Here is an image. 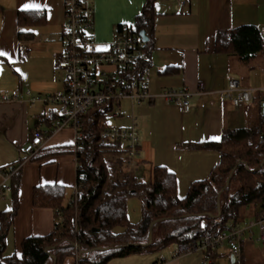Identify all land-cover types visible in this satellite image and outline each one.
<instances>
[{
  "label": "crops",
  "instance_id": "obj_1",
  "mask_svg": "<svg viewBox=\"0 0 264 264\" xmlns=\"http://www.w3.org/2000/svg\"><path fill=\"white\" fill-rule=\"evenodd\" d=\"M90 1L94 28L89 34L100 44L111 42L119 25H134L146 3ZM25 5L31 7L25 10ZM153 5V26L147 31L149 58L144 64L150 91L187 88L195 92L192 108L186 112L162 98L142 104L123 99L106 110V125L130 128L134 124L139 131L140 154L132 168V183L151 182L155 168L163 167L175 176L176 194L184 199L192 183L207 179L221 162L219 150L196 144L218 143L230 129L256 127L264 114V50L245 62L233 52L215 49L218 32L242 25L257 26L264 37V0H189L184 4L154 0ZM21 11L29 17L39 15L42 22L20 26ZM64 21L62 0H0V95L8 93L12 97L11 101H0V229L3 217L14 206L13 179L2 185V172L22 163L16 175L19 207L7 231V256L20 254L25 238L47 235L54 228L57 211L35 205L34 189L62 185L67 205L77 185L75 129H59L58 103L43 100L65 89L54 59L64 46ZM231 78L255 89L253 99L240 108L224 95ZM199 82L204 83V93H196ZM34 130L44 134L46 143L25 160L23 149ZM139 202L142 213L143 202ZM178 246L115 257L106 264H205L204 259L212 252L203 248L180 254ZM255 246L256 239L246 234L240 257L225 244L217 248L213 262L244 264L247 257H254Z\"/></svg>",
  "mask_w": 264,
  "mask_h": 264
},
{
  "label": "trees",
  "instance_id": "obj_2",
  "mask_svg": "<svg viewBox=\"0 0 264 264\" xmlns=\"http://www.w3.org/2000/svg\"><path fill=\"white\" fill-rule=\"evenodd\" d=\"M153 4L154 0H146L134 25L117 28L128 26L137 34L141 30L147 33L153 26ZM26 13H18L20 26L42 22L39 15L29 17ZM144 49L149 54V42L144 43ZM215 49L233 52L246 62L264 50V37L257 26L242 25L218 32ZM106 121V111L101 109L84 116L83 136L76 150L80 189L77 201L64 205L66 188L62 185L36 187L34 204L52 207L58 213L54 228L47 235L25 238L20 254L7 256V231L19 207L18 173L10 178L14 206L2 220L0 264H106L115 257L192 240L201 242L204 231L221 233L264 213V114L256 127L230 129L218 143L196 144L219 150L221 162L207 179L192 183L184 199L176 194L175 176L163 167L155 168L149 183H131L128 177H118L107 191L113 176L106 156L117 158L122 166L125 145L121 141L105 145L99 142ZM131 196L143 202L141 219L136 222L128 217L127 201ZM74 240L85 251L78 257L70 245Z\"/></svg>",
  "mask_w": 264,
  "mask_h": 264
},
{
  "label": "built area",
  "instance_id": "obj_3",
  "mask_svg": "<svg viewBox=\"0 0 264 264\" xmlns=\"http://www.w3.org/2000/svg\"><path fill=\"white\" fill-rule=\"evenodd\" d=\"M187 1L189 0H177L179 4ZM62 2L65 12L62 26L64 46L56 53L54 59L55 68L61 73L65 89L63 93L47 95L43 100L58 103L60 115L58 128L67 126L74 128L77 145L83 136L84 116L91 110L106 111L109 108L112 110V107L123 99L142 104L162 98L168 103L180 106L186 112L191 110V98L195 92L187 88H170L159 93L150 91V81L143 69L149 57L144 49L145 42L134 29L128 26L116 28L112 41L100 44L89 34L94 28V8L91 1L62 0ZM198 88L196 93H204L203 82H199ZM254 91L255 89L241 86L237 79L231 78L224 95L235 107L240 108L253 99ZM11 100L12 97L8 93L0 95V101ZM115 141H121L125 145L124 163L130 173V175L128 173L130 181L132 168L134 169L135 160L140 154L139 131L134 124L130 128L107 126L100 134L99 142L105 145ZM45 143L46 137L43 133L32 131L30 140L23 149L25 160L37 154ZM21 165L22 163L11 166L2 172V185L18 172ZM79 194L80 189L76 185L71 201L76 202ZM246 234L250 239H257L264 245V213L258 219H250L221 233L204 231L201 242L192 240L180 244L177 251L181 254L209 248L212 252L208 259H204V263L214 264L217 248L225 244L235 257H240L242 239ZM70 245L75 248L77 257L85 253L76 241H71Z\"/></svg>",
  "mask_w": 264,
  "mask_h": 264
},
{
  "label": "rangeland",
  "instance_id": "obj_4",
  "mask_svg": "<svg viewBox=\"0 0 264 264\" xmlns=\"http://www.w3.org/2000/svg\"><path fill=\"white\" fill-rule=\"evenodd\" d=\"M109 68H112V67H109ZM121 157L124 159V155ZM106 158L109 159L111 162V171H112V176H113V178L111 179L110 185H108V188H107V191H110L112 185L115 183V180L118 177L120 178L128 177L129 178L128 176L129 172L126 168V165L123 164L121 166V164L117 161V158L112 157V155H107ZM139 200L140 199L137 196H131L128 198L127 211H128L129 220L131 222L139 221L141 219L142 213H141V204ZM117 230H121V229L118 227ZM255 231L257 233L258 229L256 228ZM255 247H256L255 248L256 252L254 254V257L253 256L247 257V260L245 261L244 264H264V245L256 239Z\"/></svg>",
  "mask_w": 264,
  "mask_h": 264
},
{
  "label": "water",
  "instance_id": "obj_5",
  "mask_svg": "<svg viewBox=\"0 0 264 264\" xmlns=\"http://www.w3.org/2000/svg\"><path fill=\"white\" fill-rule=\"evenodd\" d=\"M139 36L142 38L143 42H147L148 39H149V37H148V35H147V33H146L145 30H141V31L139 32ZM263 106H264V105H263ZM263 113H264V107H263ZM230 180H231V177L228 178V181H227L226 186L230 183ZM54 264H56V261L54 262Z\"/></svg>",
  "mask_w": 264,
  "mask_h": 264
},
{
  "label": "snow or ice",
  "instance_id": "obj_6",
  "mask_svg": "<svg viewBox=\"0 0 264 264\" xmlns=\"http://www.w3.org/2000/svg\"><path fill=\"white\" fill-rule=\"evenodd\" d=\"M29 7H31L30 5H25V10H27Z\"/></svg>",
  "mask_w": 264,
  "mask_h": 264
}]
</instances>
